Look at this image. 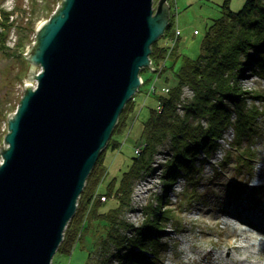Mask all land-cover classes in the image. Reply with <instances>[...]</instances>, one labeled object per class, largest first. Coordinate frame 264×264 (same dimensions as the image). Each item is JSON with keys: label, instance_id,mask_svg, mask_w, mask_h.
<instances>
[{"label": "water", "instance_id": "obj_1", "mask_svg": "<svg viewBox=\"0 0 264 264\" xmlns=\"http://www.w3.org/2000/svg\"><path fill=\"white\" fill-rule=\"evenodd\" d=\"M167 1L61 0L35 27L0 142V264H51L140 69L151 65L150 44L169 25Z\"/></svg>", "mask_w": 264, "mask_h": 264}, {"label": "rangeland", "instance_id": "obj_2", "mask_svg": "<svg viewBox=\"0 0 264 264\" xmlns=\"http://www.w3.org/2000/svg\"><path fill=\"white\" fill-rule=\"evenodd\" d=\"M60 1L0 0V142L8 129L7 114L13 112L16 107L26 81L24 71L28 69L29 58L24 52L36 40L35 30H29V22L34 19L36 27L44 18L50 17ZM167 2L170 4L172 26L168 29V25L158 38V45L164 47V57L161 56L160 62L155 64L160 72L155 70L152 62L149 66L154 69L151 70L149 66L143 68L141 77L145 82L142 81L143 84L141 83L134 93V99L125 111L123 119L125 123L113 136L118 144L114 147L106 146L95 173L91 175L94 177L100 174L99 179L88 180L87 190H94L92 198H99V202L95 205L100 208L89 203L84 204L86 213L81 221L83 229L75 231L70 252L57 249L51 264H123L114 256L116 246L106 236L107 231L112 230L116 223L102 220L100 215L93 211L95 208L103 211L118 205L119 199L127 200V203H120L121 206L119 208L116 206L111 215L118 213L117 219L118 216L121 217L122 225L119 233L126 236H131L135 229L143 224L148 217L145 212L149 211L150 207L155 209L154 214L158 215L157 221L162 226V231L159 232L160 242L164 244L158 253L159 264H206V260L200 259L201 256L211 248L216 250L218 255V251L225 248L220 240L234 233L233 242L226 244V249L222 251L224 259H220L219 255L216 257L224 264H230L231 261L236 263L239 257L245 255L247 249L255 251L264 246V231L260 232L254 223L246 220L250 229L244 227L243 222L240 223L237 218L242 221L244 220L242 218L249 215L247 213L251 215L264 210V171H262L264 169V78L256 73H247L239 82L241 90L247 91L246 103L248 105L255 103L262 111L252 137L237 145L241 151H245L246 146L249 147L252 153L250 155L252 164L248 163L250 167L240 163L241 169L236 168L235 162L239 156L231 139L235 130L233 113V118L224 128L222 136L216 138L215 149L209 156H213L210 158L212 161L215 157H219L217 165H220L219 162L223 159L222 156H225V151L229 152L227 164L218 169L220 174L215 173L218 166L211 167L208 159H205L200 163L198 182L188 185L184 177H179L169 185H165L163 163L169 152V141L165 140L157 146L150 167L131 179L123 191L126 195H118L116 187L113 188L122 171L131 164L135 147L140 143L142 121L148 116L150 107L155 106L156 94L163 92L162 87L176 82L175 72L184 56L195 57L201 52L204 31L210 20L219 14L223 0H168ZM244 2L245 0H229V6L231 10H239ZM174 26L179 27L180 32H176ZM195 29L197 33L194 32ZM40 67V64H37L34 72L40 70ZM34 81L36 79L33 76L32 82L35 83ZM153 85L156 87V92L149 93L148 90ZM192 94L191 87L184 85L181 92L183 102L190 99ZM178 111L182 113L183 109L179 108ZM101 169H103L102 173H100ZM113 177L116 178V184L110 185L109 198L107 196V200L101 199V192L106 190L105 183ZM236 181L242 184L243 188L240 192H235L231 188ZM234 207L236 210L233 209ZM113 209L110 208L107 212L111 213ZM125 223L128 226H125ZM254 234L263 235V238L251 239V235ZM238 244H244L246 248H238Z\"/></svg>", "mask_w": 264, "mask_h": 264}, {"label": "trees", "instance_id": "obj_3", "mask_svg": "<svg viewBox=\"0 0 264 264\" xmlns=\"http://www.w3.org/2000/svg\"><path fill=\"white\" fill-rule=\"evenodd\" d=\"M220 6L219 14L210 20L211 22L204 31L201 52L195 57L184 56L175 72L176 82L170 86L166 85L168 90L162 87L163 92L156 94L155 106L150 107L148 116L142 121L138 150H134L135 154L132 156L131 164L122 171L117 184L115 177L105 183L106 190L101 192L105 195V199L111 194L110 185L112 183L116 184L113 188L116 187L118 195H126L123 191L131 179L150 167L157 146L165 140L169 141V152L163 163L165 185H169L179 177H184L188 185L198 182L201 171L200 163L212 155L216 146L215 140L222 136L224 128L233 118V113L235 114L233 121L235 130L232 140L238 151L237 156L240 157L235 162L236 168L239 170L241 164L248 167L252 164V156H250L252 153L249 147L246 146L247 149L245 147V151H241L237 145L252 137L262 111L257 104L248 105L246 103L247 91L241 90L239 82L247 73H256L264 78V0H245L239 10H231L229 0H223ZM168 23V29H170L172 21ZM28 26L29 30L35 29L34 19L29 22ZM195 30L194 32L197 33V29ZM150 45V58L155 66L164 54V47L158 45V39ZM143 68L145 67L140 69V75ZM155 70L159 69L155 66ZM186 84L191 87L193 94L190 99L183 102L181 92ZM151 92L155 93L156 90ZM258 95L261 96L260 93ZM133 97L134 95L123 107L117 124L111 130L107 145L114 147L118 144L113 136L116 130L125 123L123 120L125 111L134 99ZM158 104L160 108H157ZM179 108L183 109L182 113L178 111ZM103 151L88 174L78 198L76 211L65 227L64 237L57 248L62 252L71 250L75 231L82 227L81 221L86 213L84 212L85 205L87 203L95 205L99 202V198H92L94 190H87V185L88 180L99 179L100 174L94 177L91 175L95 173L103 157ZM229 156V152L225 151V156H222L220 165L215 169L216 175L220 174L218 169L227 164ZM102 172L103 169L100 173ZM231 188L235 192H240L243 187L241 182L236 181ZM120 203L125 204L127 200L119 199L118 205L115 203V206L103 211L92 209L95 214L100 215L102 220L117 225H114L112 230H108L106 235L116 246L114 256L119 258L123 264H159L158 253L164 244L160 242L159 232L162 231V226L157 221L158 215L154 214L155 209L150 207L151 209L145 212L148 217L143 224L138 226L131 236H126L119 233L122 225L121 217L118 216L117 219L118 213H114L115 216L111 215L116 206L117 208L121 206ZM96 207L100 208L98 205ZM110 208H114L111 213L107 212ZM125 226L128 224L125 223Z\"/></svg>", "mask_w": 264, "mask_h": 264}, {"label": "bare ground", "instance_id": "obj_4", "mask_svg": "<svg viewBox=\"0 0 264 264\" xmlns=\"http://www.w3.org/2000/svg\"><path fill=\"white\" fill-rule=\"evenodd\" d=\"M262 171H264V169H262ZM233 209L236 210V207H234ZM231 213H235V212H231ZM237 214L240 215V214H244V213H237ZM247 214H249V215L242 218V219H244L242 221L239 217H237L238 221L240 223L243 222L242 225H244V227H247V228H249L248 227L249 225H247L245 220L250 221L251 223L255 224L254 226L257 227V229L260 230V232H263L264 231V210H262L261 213H254L251 215H250V213H247ZM257 214H259V215H257ZM258 230H255V231H258ZM234 237H235V233L230 235V236L228 235L226 238L220 240L221 243H223L225 246L224 249H221L220 251H218L219 252L218 255L220 256V259L221 258L224 259L223 258L224 255H223L222 251H224L226 249V247H227L226 244L233 242ZM251 237H252L251 239H258L259 240L260 238L261 239L263 238V235L261 236L260 234H254V235H251ZM243 245L244 244H238V248H240V247L246 248V246H243ZM252 246H253V244H252ZM254 246H256V245H254ZM216 253H217L216 250L211 248L210 250H208L205 253V255H202L200 259L202 261L206 260V262H205L206 264H224L223 262L220 261V259L216 258L218 256V255H216ZM230 264H264V246L255 249V251H251V250L247 249V251L245 252V255L242 256V258L239 257V260L236 263H234V261H231Z\"/></svg>", "mask_w": 264, "mask_h": 264}, {"label": "built area", "instance_id": "obj_5", "mask_svg": "<svg viewBox=\"0 0 264 264\" xmlns=\"http://www.w3.org/2000/svg\"><path fill=\"white\" fill-rule=\"evenodd\" d=\"M174 27H175V29H176V32H178V31L180 32L179 27H177V26H174ZM195 32H196V30H195ZM142 81H143V78H142ZM151 87H152V88H151V89L149 88V90H148L149 93H150L151 91L156 90V87H154V85L151 86ZM163 89H164V90H168V86H164ZM157 108H160V105H159V104L157 105ZM231 139H232V138H231ZM135 149L138 150V146H137ZM216 150H217V148H216ZM220 156H221V155H220ZM212 157H213V156H212ZM212 157H208V161H209L208 163L211 164V167H212V165H217V164H218V161H217V160L219 159V157H215V158L213 159L214 161H212V160H210V158H212ZM221 159H222V157H221ZM217 166H218V165H217ZM211 167H210V168H211ZM212 169H213V168H212ZM104 198H105V197L102 195V196H101V199H104Z\"/></svg>", "mask_w": 264, "mask_h": 264}]
</instances>
